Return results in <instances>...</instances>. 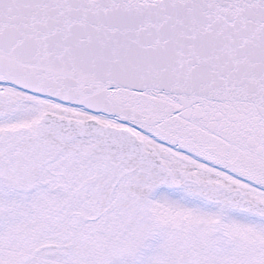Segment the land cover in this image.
Returning a JSON list of instances; mask_svg holds the SVG:
<instances>
[{
	"label": "snow or ice",
	"instance_id": "6c2138e0",
	"mask_svg": "<svg viewBox=\"0 0 264 264\" xmlns=\"http://www.w3.org/2000/svg\"><path fill=\"white\" fill-rule=\"evenodd\" d=\"M0 264H264V0H0Z\"/></svg>",
	"mask_w": 264,
	"mask_h": 264
}]
</instances>
